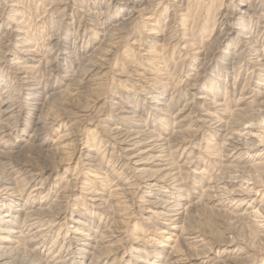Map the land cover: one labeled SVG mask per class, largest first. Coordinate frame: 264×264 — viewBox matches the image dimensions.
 <instances>
[{
  "label": "rangeland",
  "instance_id": "obj_1",
  "mask_svg": "<svg viewBox=\"0 0 264 264\" xmlns=\"http://www.w3.org/2000/svg\"><path fill=\"white\" fill-rule=\"evenodd\" d=\"M0 5V75L22 110L0 135L9 142L0 149L14 151L0 158V176L23 190L18 204L65 211L60 236L70 226L104 235L108 264H264V122L252 136L246 124L264 115L255 54L264 56V0ZM24 49L33 55L20 59L19 79L7 67ZM248 90L254 96L241 99ZM212 103L223 104V131L199 121ZM114 128L149 129L170 144L161 160L133 170ZM235 139L257 145L235 150Z\"/></svg>",
  "mask_w": 264,
  "mask_h": 264
},
{
  "label": "bare ground",
  "instance_id": "obj_2",
  "mask_svg": "<svg viewBox=\"0 0 264 264\" xmlns=\"http://www.w3.org/2000/svg\"><path fill=\"white\" fill-rule=\"evenodd\" d=\"M87 13L90 14V12H87ZM0 21H3V18H1ZM242 36L245 38L244 42L246 46L251 43L249 36H246V35H242ZM53 37L54 36H52V38ZM53 53H56V50L53 51ZM255 54L258 55L257 56L258 60L256 61L260 62V64L263 65L262 67H264V56H262L260 53H255ZM28 55H33V52L26 50V49L21 50V55H19V57L15 59L14 61L10 62L9 66L7 67L8 70L13 71L18 76L19 79L26 78V71H24L25 67L24 65L20 63V59L26 57V60H27V58L29 57ZM261 56L262 58H260ZM234 60H232L230 63L234 64L235 63ZM4 81L5 80L0 75V87L2 89L1 91L2 96L0 98V135H3L6 131H8L9 126H10L9 123L12 124L11 121L16 117V115L20 111H22L20 105L16 102L15 98L10 94L11 87L7 84L6 81L5 82ZM255 91H258V93L262 92L259 89H256ZM252 96L254 95H252L251 91L248 90L240 98L247 99ZM196 98L199 99V101L201 100L203 101V103L208 105L207 95L199 94V95H196ZM222 106H223L222 103L220 104L212 103V105L209 106L208 108L200 109V112L198 111L200 113L199 121L202 122V125L204 123L206 125L216 128L218 131H223L224 122L221 119L218 120L217 119L218 116H216V114L217 115L224 114L222 113V110H223ZM240 111H242V109ZM180 119L181 120L176 121L175 124L182 123L184 119L183 120L182 118ZM261 122H264V115L261 116L260 120H258V123H256L255 119H248L246 121V124H249V127L252 130L248 131L247 135L252 136L255 131V130L253 131V129L254 128L256 129L258 127L257 124ZM227 123L229 124L228 121ZM118 129L119 128H114L113 130L115 131H113L112 135L115 139V143L119 145V149H121L122 152H124L125 154L124 158L127 160L126 167L129 166L133 170L137 169L138 171H142L143 169H145V166L148 163H154V162L161 160L164 155L162 156L161 154H159V152L161 150L166 149L170 144L169 138L162 137L158 133L156 134V132L151 131L149 129H141V130L140 129L139 130L130 129L129 131H123L121 129L119 130ZM174 132H179L181 134L183 133L182 130L181 131L175 130ZM230 133L232 134V132ZM179 135L180 134H178V136ZM261 135L258 134L260 139L262 138V140L260 141L264 142V137H262ZM240 140H237V139L233 140V145L231 146L235 150L248 149L249 147L257 145L255 141H250L248 144L245 141L242 142ZM8 144L9 142L6 138L3 139V137H0V145L6 146ZM228 144L230 145V143ZM13 154H14V151L0 149V158L5 159L6 161L12 160ZM239 157L240 156L238 155L236 156L235 159H238ZM163 175L165 177L166 174H163ZM171 175L173 176V174ZM162 178H163L162 176H159V178L158 179L155 178V180L157 182H163ZM262 181L264 182V180ZM18 188L19 187H17V183L14 180V178L8 175L0 176V264H14V263L18 264L16 263V261H22L20 264H65V263L68 264L67 262H69V264L70 263L71 264H78V263L93 264L96 262L101 263V264H108V260L105 256L104 258H101V256H103L101 252L103 251L102 249L104 248L103 244L107 241L105 240L104 235L103 236L96 235L93 237L88 236L87 233L84 231H81L78 226H70L72 228H70L69 230L65 229V235L60 236V233L62 232V225L63 224L65 225L66 220L68 219L65 214L66 212L65 211H61L59 213L56 212L57 215H52L51 213L48 212L49 210H47V207L45 208L43 205H41V203L44 202L43 200H40L41 203L38 206H36V203L39 201L35 203L33 200L28 204H24V205L18 204L19 199L17 196L20 195L21 192L23 191L22 189L19 190ZM40 189L42 188L36 187L32 192H37ZM8 201H11V202L7 203ZM242 203H245V202H242ZM263 209H264V206H263ZM262 211L264 212V210ZM258 213H259V210L257 209V211H255V213L253 214H258ZM52 216H54L55 218L50 219V217ZM259 216L261 215L259 214ZM261 217H264V215ZM57 228H59L57 237L58 238L61 237V239L63 238L60 249L56 251V249L54 248L57 242L56 239H58L56 238L54 239V242H52V244L48 247L47 253L44 254V250L46 249V244L48 240L50 239V237L52 236V234L55 232V230H57ZM23 242L27 244H31L33 248L27 247L28 249H25V250L21 249L20 248L21 243ZM52 249H55L53 253H51Z\"/></svg>",
  "mask_w": 264,
  "mask_h": 264
}]
</instances>
